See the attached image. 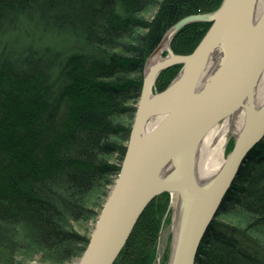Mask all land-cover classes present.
Instances as JSON below:
<instances>
[{
	"label": "trees",
	"instance_id": "16d2710c",
	"mask_svg": "<svg viewBox=\"0 0 264 264\" xmlns=\"http://www.w3.org/2000/svg\"><path fill=\"white\" fill-rule=\"evenodd\" d=\"M222 1L0 0V264L82 255L89 238L71 223L92 213L88 198L119 173L126 145L113 139L129 137L118 120L135 111L146 59L177 22ZM210 25L182 28L173 53L193 52ZM180 68L162 71L156 90ZM168 197L148 204L113 264L154 263ZM195 264H264V139L242 163Z\"/></svg>",
	"mask_w": 264,
	"mask_h": 264
},
{
	"label": "water",
	"instance_id": "95a60500",
	"mask_svg": "<svg viewBox=\"0 0 264 264\" xmlns=\"http://www.w3.org/2000/svg\"><path fill=\"white\" fill-rule=\"evenodd\" d=\"M248 2L223 0L211 14L181 19L169 30L171 40L191 23L211 25L190 54L176 55L169 47L168 55L149 71L145 66L119 173L76 264H113L145 208L163 193L179 197V228L168 264H195L199 245L242 163L264 139V105L255 110L250 101L264 74V8L251 25ZM213 52L220 67L202 91L199 79ZM175 65H181L175 79L153 93L159 74ZM236 113L244 121L232 150L216 176L197 187L192 168L199 145L219 122Z\"/></svg>",
	"mask_w": 264,
	"mask_h": 264
},
{
	"label": "bare ground",
	"instance_id": "6f19581e",
	"mask_svg": "<svg viewBox=\"0 0 264 264\" xmlns=\"http://www.w3.org/2000/svg\"><path fill=\"white\" fill-rule=\"evenodd\" d=\"M263 8L264 0H249L248 11L249 18L251 19V25H253L260 16ZM171 37V32L168 31L158 49L152 55L147 65V71H149L156 63L161 61V54L164 51H167L170 47ZM220 61V57L216 56V52H213L203 74L199 79L198 88L200 90H205L212 82L214 74L220 67ZM250 101L255 110L260 109L264 105V74L252 94ZM243 118V114L239 113L226 118L220 128L216 125L202 140L197 149L192 168V179L197 187L203 188L216 176L217 172L224 163V149L228 138L229 136H237L243 125ZM157 121L148 124L146 130H151ZM168 170L169 169L167 168V170L163 171V174H166Z\"/></svg>",
	"mask_w": 264,
	"mask_h": 264
},
{
	"label": "rangeland",
	"instance_id": "374dc122",
	"mask_svg": "<svg viewBox=\"0 0 264 264\" xmlns=\"http://www.w3.org/2000/svg\"><path fill=\"white\" fill-rule=\"evenodd\" d=\"M157 9L158 8L156 6L151 7L146 14V18L148 20L152 19L154 17V15L156 14ZM215 11H213V12H215ZM213 12H208V13H203V14H211ZM207 23H209V22H207ZM154 52H155V50H154ZM154 52L146 59L145 66L148 65V63H149L152 55L154 54ZM167 55H168L167 52L164 51L161 54V59L165 58ZM145 66H144V70H145ZM180 69H179V71H180ZM179 71H178V73H179ZM178 73L176 74V76L178 75ZM175 77L171 80V82L175 79ZM156 92H158V91L156 90V88L154 86L153 93H156ZM138 100L130 102L129 106H132L136 110ZM134 114H135V111H134V113L128 114L127 116L120 118L118 120V123L121 125V127L131 128L133 120H134ZM223 121L218 123V125H217L218 128L221 127ZM233 138H234V136H229V138H228L227 144H226L225 149H224L225 150L224 161L226 160V158L229 154L228 148H229L230 143L233 142V144H234ZM113 141L117 145L124 146V145H127L128 138L126 139V137H123L122 135H120L119 137L113 139ZM110 161L112 164H115V165H118V163H119L117 156H113L110 159ZM116 178H117V176L115 177V175H111L107 178L106 182L108 184H114ZM112 187H113V185H109L106 189L111 191ZM106 189H104V187H103L99 191L92 193V195L88 198L87 205L92 212L91 214H89L85 219H83L79 223H76V224L71 223V228L73 230L77 231L80 235L90 238V236L93 232L94 226L96 224V221L98 219V216L100 214V211H101V209H102V207H103V205L107 199L105 197V194H104ZM178 206H179L178 195L177 194H169L168 205L166 207L165 215L162 219L161 226H160L159 240L157 243V255H156V258H155L153 264H161V259L163 258L165 253L167 254V257H168V261L166 263L167 264L169 263V260H170L171 254H172V250H173V245L175 243L177 231L179 228ZM80 255H81V252L78 251V254H75L74 256H72L71 258H69L68 260L64 261L61 264H76L78 262L79 258L81 257ZM22 260H24V259H22ZM24 261H26V260H24ZM26 264H45V263L41 262L39 259H35L32 261L27 260Z\"/></svg>",
	"mask_w": 264,
	"mask_h": 264
}]
</instances>
